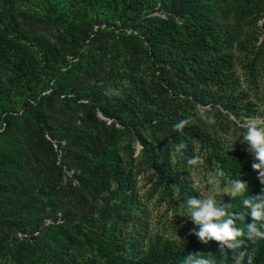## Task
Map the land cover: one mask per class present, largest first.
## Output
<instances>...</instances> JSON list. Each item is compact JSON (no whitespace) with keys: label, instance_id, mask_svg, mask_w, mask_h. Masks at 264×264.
Returning <instances> with one entry per match:
<instances>
[{"label":"trees","instance_id":"obj_1","mask_svg":"<svg viewBox=\"0 0 264 264\" xmlns=\"http://www.w3.org/2000/svg\"><path fill=\"white\" fill-rule=\"evenodd\" d=\"M261 20L264 0H0V264H233L191 221L178 238L155 228L153 210L186 222L208 176L264 193L242 139L264 120ZM239 250L264 264V239Z\"/></svg>","mask_w":264,"mask_h":264},{"label":"clouds","instance_id":"obj_2","mask_svg":"<svg viewBox=\"0 0 264 264\" xmlns=\"http://www.w3.org/2000/svg\"><path fill=\"white\" fill-rule=\"evenodd\" d=\"M209 122H212L211 119ZM191 124L190 118L178 121L174 128L182 131L185 126ZM242 127L245 129L242 136L243 142L248 145V151L252 154L254 162L252 168L258 173V179L264 184V120L249 119ZM184 148L183 144L176 145V151ZM189 166H198L203 163L198 155H193L187 161ZM223 175V173H219ZM214 181L209 180V184ZM194 190L199 189L198 183H192ZM249 183L241 177L233 179L230 186L225 188V195L231 198L240 197L245 211H232V203H225L224 197L217 199L214 196H203L199 198L190 196L183 202L186 207V217L196 226L191 230L201 242L216 241L220 245L221 255L232 253L233 264H243L247 258V264H253L254 253L240 251L243 239H264V193L247 196ZM224 195V196H225ZM250 214L252 223L244 224ZM183 264H216L214 259L206 258L202 253H189L184 258Z\"/></svg>","mask_w":264,"mask_h":264},{"label":"rangeland","instance_id":"obj_3","mask_svg":"<svg viewBox=\"0 0 264 264\" xmlns=\"http://www.w3.org/2000/svg\"><path fill=\"white\" fill-rule=\"evenodd\" d=\"M259 24L263 25L264 20H261ZM263 38H264V36L261 37V40ZM233 54L235 57H237L238 73L240 75L245 74V70L242 67V64L240 63V60L242 57L240 56L239 51L237 49H235ZM259 120H262V119H259ZM127 143L133 144V147L136 151L135 157L137 158V160H140L142 147L139 144V142L133 140L132 137L128 136L127 141L122 144L123 149ZM123 149L121 150L122 153H124ZM144 169H146V168H143L142 170H144ZM71 174H73V172H67V175L70 176ZM246 177H247V180H252L255 178V176L252 174L247 175ZM209 180L214 181V183L209 184ZM65 181H66V179H65ZM244 181H246V180H244ZM201 184H202V195L203 196H205V197L214 196L218 200L221 199L222 197H224L223 198L224 202H226V200L228 199V196L225 195V188L230 186V185L223 187L215 181L214 177H210V176L204 178ZM139 186L142 189V192L143 191L148 192L151 188L150 181H149V178L147 177L146 171H142V173L139 177ZM186 218H188V217H186ZM153 221H154L155 226H156L155 228L165 231L167 234L172 235L174 238L180 237L182 234V227H184V226L186 227L187 224L190 223L189 218L187 219L186 222L179 223L178 219H176L173 216V214L171 212H169V210H167V208L165 206H158V207L156 206V208L153 210Z\"/></svg>","mask_w":264,"mask_h":264}]
</instances>
